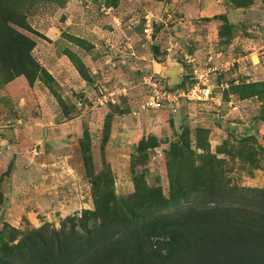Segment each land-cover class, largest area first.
<instances>
[{
    "label": "rangeland",
    "instance_id": "374dc122",
    "mask_svg": "<svg viewBox=\"0 0 264 264\" xmlns=\"http://www.w3.org/2000/svg\"><path fill=\"white\" fill-rule=\"evenodd\" d=\"M231 1L11 0L4 18L0 5V264L21 263L17 248L27 237L69 230L105 195L138 206L147 189L168 194L165 151L173 142L185 154L174 173L189 193L174 209L194 200L264 209V83L232 88L261 76L236 67L212 75L216 91L229 85L222 106L144 108L145 78H159L168 63L184 65L176 88L187 89V57L204 65L211 51L223 50L220 64L238 58L240 48L264 46V0L246 8ZM218 15L235 27L226 47L218 39L223 21H206ZM7 32L14 54L1 45ZM24 40L35 77L22 74ZM152 138L164 148L157 160L153 150L146 158L134 148Z\"/></svg>",
    "mask_w": 264,
    "mask_h": 264
},
{
    "label": "trees",
    "instance_id": "16d2710c",
    "mask_svg": "<svg viewBox=\"0 0 264 264\" xmlns=\"http://www.w3.org/2000/svg\"><path fill=\"white\" fill-rule=\"evenodd\" d=\"M10 2L0 0L2 18L10 9ZM252 2L231 1L241 8ZM220 19L223 25L218 32L219 45L226 47L237 37L234 25L225 15L206 21ZM5 41L2 47L14 54L16 40L11 33H6L2 42ZM22 45L26 49L25 55L21 53L22 61L26 56L22 74L35 77L38 70H30L33 63L28 54L29 43L26 45L24 40ZM158 49L154 45L157 56ZM78 67L84 75V67ZM263 83L243 82L232 88L259 87ZM228 92L229 89L224 91V97ZM254 128L253 123L250 129ZM84 138L90 139L88 131ZM82 145L85 151L86 146ZM159 147L160 141L152 138L141 140L134 148L147 158L150 151ZM165 155L170 179L168 194L161 188L147 189L138 206L121 200L126 203L123 206L121 201L111 202V196L105 195L104 201L97 202L94 213L72 220L69 230L63 228L48 235L38 232L34 238L27 237L17 248L21 263L9 259L5 264H264V209L226 206L215 200L202 205L198 200L187 201V206L174 209L189 196L181 178L174 173V166L185 156L181 143H171Z\"/></svg>",
    "mask_w": 264,
    "mask_h": 264
},
{
    "label": "built area",
    "instance_id": "2783aa9c",
    "mask_svg": "<svg viewBox=\"0 0 264 264\" xmlns=\"http://www.w3.org/2000/svg\"><path fill=\"white\" fill-rule=\"evenodd\" d=\"M152 26L150 20H148L146 32L151 30ZM221 50V49H220ZM259 50H262L259 52ZM258 50L257 61L255 62L245 56H238L232 62L224 61L220 64H216V60L224 57L223 50L217 52H210L206 58V63L196 65L197 58L194 56L187 57L186 63L192 65V73L190 84L187 89L169 88L161 79L154 73L145 78V84L147 85V98L144 103V108L153 112L162 111L168 109L172 113H178L183 104H206L214 103L222 106L224 103V91L229 88V85H221L220 92L216 91V85L212 81V75H220L221 73L228 72L232 68L236 67L240 72L250 68L256 76H261L260 79H255L250 82H260L264 80V46ZM199 62V61H198ZM236 83H240L236 80ZM232 110L237 111L238 107L230 100L227 101ZM164 156V148H156L153 152L154 160H157Z\"/></svg>",
    "mask_w": 264,
    "mask_h": 264
},
{
    "label": "water",
    "instance_id": "95a60500",
    "mask_svg": "<svg viewBox=\"0 0 264 264\" xmlns=\"http://www.w3.org/2000/svg\"><path fill=\"white\" fill-rule=\"evenodd\" d=\"M184 73V65L180 62L168 63V66L162 67L160 77L167 81V86L175 88L181 82V76Z\"/></svg>",
    "mask_w": 264,
    "mask_h": 264
},
{
    "label": "crops",
    "instance_id": "0c3cea01",
    "mask_svg": "<svg viewBox=\"0 0 264 264\" xmlns=\"http://www.w3.org/2000/svg\"><path fill=\"white\" fill-rule=\"evenodd\" d=\"M260 45L259 47H255L254 50H252L251 52H248L247 50H243L242 48L239 49V51L242 53V56H245V58H249L250 60L253 61L254 59V55H256L258 57V50L260 49ZM264 75V72H263ZM264 78V77H263Z\"/></svg>",
    "mask_w": 264,
    "mask_h": 264
},
{
    "label": "bare ground",
    "instance_id": "6f19581e",
    "mask_svg": "<svg viewBox=\"0 0 264 264\" xmlns=\"http://www.w3.org/2000/svg\"><path fill=\"white\" fill-rule=\"evenodd\" d=\"M164 80V79H163ZM166 85H167V83H166ZM168 87V86H167ZM170 88V87H169ZM176 88V87H175Z\"/></svg>",
    "mask_w": 264,
    "mask_h": 264
}]
</instances>
